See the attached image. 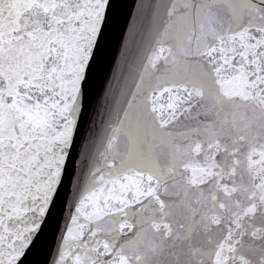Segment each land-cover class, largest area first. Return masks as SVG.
Listing matches in <instances>:
<instances>
[{"label":"snow or ice","instance_id":"6c2138e0","mask_svg":"<svg viewBox=\"0 0 264 264\" xmlns=\"http://www.w3.org/2000/svg\"><path fill=\"white\" fill-rule=\"evenodd\" d=\"M260 4L264 5V0ZM108 6L109 0H0V264H17L60 183L80 110L81 85L102 33ZM184 7L189 9V15L192 10L195 12L191 32H185V39L191 43L195 35L196 50L183 51V41L177 46L178 53L171 47L155 48L144 72L149 68L154 72L161 59L167 63L164 53L172 56L173 64L180 57H197L208 66L207 76L217 106L224 102L233 104L230 123L235 134L229 133L231 145L221 143L215 123L193 130L204 139L190 147L188 155L192 159L182 162L181 167L185 184L200 188L202 195L204 186L214 183L205 197L211 201L208 212H214L218 206L231 213L225 225L227 235L219 241L212 264H236L237 259L239 264H249L243 256L237 257L236 244L246 234L244 221L256 213L257 204L264 212V137L249 139L245 134L254 124L264 129V7L249 0L244 8L258 13L253 19H258L260 26L249 22L226 31H218L212 13L206 11L209 5L193 0ZM174 11L169 9L170 18ZM143 79L142 73L137 89ZM159 79L156 87L149 85L143 111L152 125L164 130L181 113L190 111L195 98L203 97L205 88L203 83L175 79L165 80L170 86L161 87ZM164 94L166 101L161 100ZM185 104L189 107L185 108ZM223 124H229L227 117ZM115 131L118 130L108 141L109 149L114 147ZM181 135L187 137L191 133ZM179 151L177 146L176 153L169 155L175 157ZM242 151H246L251 190L235 182L237 166L242 163L237 156ZM218 154L232 158L230 168L226 161L217 162ZM101 156L103 163L94 168L72 217L73 225H77L79 217L84 222L78 224L75 232L68 228L57 264H64L66 259H71L72 264H142L138 252L130 255L124 245L117 246V236L109 233L101 239L103 229L97 225L114 212L126 217L125 208L142 199L155 200L163 211L159 191L164 175L154 164L133 165L124 160L117 163L106 153ZM167 170L177 171L172 165ZM227 179H232V187L225 182ZM221 193L229 204L221 201ZM237 193L246 197L247 205L233 199ZM232 207L236 210L232 211ZM210 221L220 226L223 217L213 214ZM152 226L160 227L156 223ZM132 227L125 220L120 225L121 234ZM164 228L171 231L167 224ZM86 230L87 238L82 239ZM262 232L264 229H254L252 236ZM139 236L137 232L136 238ZM70 239L78 242V252L65 253Z\"/></svg>","mask_w":264,"mask_h":264},{"label":"water","instance_id":"95a60500","mask_svg":"<svg viewBox=\"0 0 264 264\" xmlns=\"http://www.w3.org/2000/svg\"><path fill=\"white\" fill-rule=\"evenodd\" d=\"M222 1L195 0L209 5L206 11L212 14ZM192 2L109 0L102 33L81 85L80 110L76 114L73 141L65 162L90 132L137 88L142 73L144 82L165 64L161 59L154 72L151 68L144 72V65L153 49L163 46L178 52L177 46L181 41L183 47L189 42L185 39V32H191L195 12L192 10L189 15V9L184 5ZM170 8L175 9L171 18L168 16ZM163 55L167 56V61L172 58L168 53Z\"/></svg>","mask_w":264,"mask_h":264}]
</instances>
